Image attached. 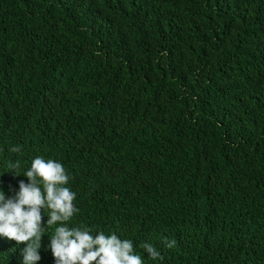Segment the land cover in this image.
<instances>
[{"label": "trees", "instance_id": "obj_1", "mask_svg": "<svg viewBox=\"0 0 264 264\" xmlns=\"http://www.w3.org/2000/svg\"><path fill=\"white\" fill-rule=\"evenodd\" d=\"M36 157L142 264H264V0H0V195Z\"/></svg>", "mask_w": 264, "mask_h": 264}, {"label": "clouds", "instance_id": "obj_2", "mask_svg": "<svg viewBox=\"0 0 264 264\" xmlns=\"http://www.w3.org/2000/svg\"><path fill=\"white\" fill-rule=\"evenodd\" d=\"M20 150L19 146L11 149ZM12 167L18 168L19 162ZM25 176L29 183L20 181L15 196L0 195V236L26 245L21 252L23 264H38L42 259V209L49 213L47 226L60 225L49 244L56 264H142L130 240L122 241L116 234L106 237L103 232L93 238L90 229L67 226L78 209L73 205L75 194L64 186L69 177L61 163L36 157ZM165 243L171 248L176 242ZM143 248L150 259L160 257L152 245L145 243Z\"/></svg>", "mask_w": 264, "mask_h": 264}]
</instances>
